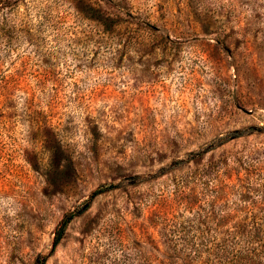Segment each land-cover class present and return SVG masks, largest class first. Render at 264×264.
<instances>
[{"label": "rangeland", "instance_id": "obj_1", "mask_svg": "<svg viewBox=\"0 0 264 264\" xmlns=\"http://www.w3.org/2000/svg\"><path fill=\"white\" fill-rule=\"evenodd\" d=\"M263 126L264 0H0V264H206Z\"/></svg>", "mask_w": 264, "mask_h": 264}, {"label": "trees", "instance_id": "obj_2", "mask_svg": "<svg viewBox=\"0 0 264 264\" xmlns=\"http://www.w3.org/2000/svg\"><path fill=\"white\" fill-rule=\"evenodd\" d=\"M235 136H228L226 139H219L209 144L204 152ZM259 204H261L259 216L251 213L253 209L251 207H254V204L251 203L247 206L249 210H245L249 213L245 212L241 216L229 217V225L222 231L225 237L215 236L214 240H211L212 247L201 245L181 252H174L173 250L168 257L169 260L175 259L177 262L178 258L173 256V253H176L181 254L183 260L185 258L198 259L204 257L202 261L206 264H264V182L260 183ZM72 217V213L63 216L53 239V245L59 241L65 226ZM36 264H43V262L37 261Z\"/></svg>", "mask_w": 264, "mask_h": 264}]
</instances>
